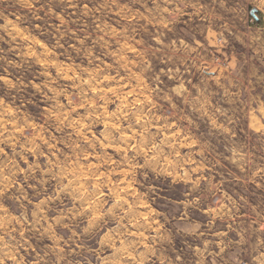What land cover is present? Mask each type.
<instances>
[{
	"label": "clouds",
	"instance_id": "obj_1",
	"mask_svg": "<svg viewBox=\"0 0 264 264\" xmlns=\"http://www.w3.org/2000/svg\"><path fill=\"white\" fill-rule=\"evenodd\" d=\"M0 264H264V0H0Z\"/></svg>",
	"mask_w": 264,
	"mask_h": 264
}]
</instances>
